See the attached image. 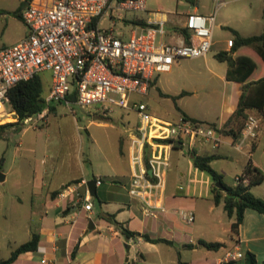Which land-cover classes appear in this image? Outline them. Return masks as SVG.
Masks as SVG:
<instances>
[{
	"label": "built area",
	"instance_id": "obj_1",
	"mask_svg": "<svg viewBox=\"0 0 264 264\" xmlns=\"http://www.w3.org/2000/svg\"><path fill=\"white\" fill-rule=\"evenodd\" d=\"M144 2L26 0L19 11L27 27L26 34L0 47V123L33 120L34 126L38 119L44 122L52 102L80 106L102 103L99 108L102 113L111 104L132 107L137 112V122L127 134L130 176L126 192L139 201L145 214L155 216L157 211L164 210L162 194L168 166L165 147L178 140L187 143L190 149L196 138L215 147L222 133L219 125L187 115L178 114L174 119L160 117L149 112L143 102L130 97L145 93L154 75L168 70L174 61L203 56L211 43L214 11L186 12L181 25L185 32H180V38L177 35L175 40L166 41L161 21H146L145 25L125 21L128 17L123 13L143 10ZM231 43V37L227 38L226 44ZM41 70L50 74L44 106L18 119L14 110L7 107V90ZM258 127L259 117L247 113L239 132L240 142L252 140ZM101 180L95 176V185ZM246 181L243 174L233 176V182ZM85 182L79 178L65 183L56 196L88 210L91 195ZM177 215L188 223L193 220L191 209L178 208ZM240 256L238 250L228 253V258Z\"/></svg>",
	"mask_w": 264,
	"mask_h": 264
},
{
	"label": "crops",
	"instance_id": "obj_2",
	"mask_svg": "<svg viewBox=\"0 0 264 264\" xmlns=\"http://www.w3.org/2000/svg\"><path fill=\"white\" fill-rule=\"evenodd\" d=\"M25 2L23 1L22 5ZM188 11L208 13L199 10L195 4ZM186 12L173 18L166 16L163 11L153 10V17L146 19L142 16L138 17L145 21H161L164 29L163 39L173 41L177 35L180 38V32L177 31L176 27L182 25ZM26 32L27 27L25 25L18 37H23ZM230 37L227 36L226 39ZM214 42L211 30L209 49L203 56L193 57L199 58V61L190 67L188 73L199 76L200 82L186 84L180 90L165 89L161 85L159 73H157L148 85L147 89L155 84L162 96L175 95L174 99L177 102L175 104L178 110L173 118L150 111L147 104L144 101L134 99L133 94L130 96L132 100L143 102L149 112L163 118L174 119L178 114L184 113L195 119L222 125L235 107L241 82L225 78L226 63L215 58L214 53L221 49L211 48ZM3 46L6 45L0 47ZM228 48L229 46L225 41L222 49L228 50ZM238 53H246L253 57L251 50L244 45L236 48L232 55ZM259 71L260 65L257 63L247 79L256 77ZM181 90L184 93H180ZM197 91H202L204 94V106L195 114L194 110L181 102L180 99L186 92L196 93ZM50 106L47 117L54 110L53 105L50 104ZM249 112H254L259 117L257 134L252 140L245 139L240 142L239 134L233 138L230 134L222 133L221 140L215 147H210L208 143L196 138L190 148L195 149L200 154H216L209 163L213 169L221 174V180L226 184H233V176L241 173L248 158L264 173V121L262 119L264 104L260 110L251 109ZM136 122L133 125H127V134ZM19 125L17 123L12 126ZM127 134L126 138L119 137L118 151L126 157L128 151ZM179 145H181L180 141L178 145L172 143L169 146L176 147ZM169 146L165 147L168 166L162 194L164 210L157 211L155 216L145 214L139 201L127 194L126 184L130 176L129 164L128 173L121 174L124 178L123 182H101L95 185V194L91 195V208L88 210L79 205L73 206L68 200L59 199L56 193L63 184L69 181L79 178L94 179L99 174L87 177L81 170H76L73 175L65 174L53 179L52 177L46 178L45 175L48 170L45 168L46 166L42 167L39 183L31 189V192L36 195V200L33 202L35 206L31 207V212L36 214L35 219L37 221L34 230L39 233L36 247L20 252L9 264H179L178 260L182 261L183 264H222V261L228 258V253L237 250L242 253V256L234 259L240 263L243 260L245 250L253 252L257 261L264 259V213L250 207L244 208L241 221L237 225V232L234 235L231 234L229 225L233 216L226 214L221 199L218 202L213 201L209 175L197 171L195 166L190 167L187 163L184 168L178 166V153L175 155V161L171 163ZM69 148V145L63 146L64 150L68 151ZM190 149H187V152ZM50 158L51 162L55 163L66 159V157L56 155H51ZM217 160H236L238 166L231 171L226 168L224 163L212 166ZM170 167H175L179 175H183L185 171L191 172L193 178L196 176V181L191 177L193 180L186 187L182 184L170 187L166 177ZM0 170L4 178L5 170L2 168ZM178 185H181L182 188H178ZM181 189L183 190L180 191ZM249 190L264 199V178L249 186ZM92 196L98 202L96 207L92 201ZM50 207L53 215H48L47 208ZM178 208L191 209L193 211L192 221L199 217L197 229L194 228L192 221L189 223L184 221L189 224L188 227L178 226V219L175 216ZM107 213H111L116 222H113ZM200 224L201 226H199ZM119 225L134 231L133 235L124 236ZM143 232L150 237L168 239L169 242L145 240L141 237ZM198 238L216 240L222 244L215 249H207L196 243Z\"/></svg>",
	"mask_w": 264,
	"mask_h": 264
},
{
	"label": "rangeland",
	"instance_id": "obj_3",
	"mask_svg": "<svg viewBox=\"0 0 264 264\" xmlns=\"http://www.w3.org/2000/svg\"><path fill=\"white\" fill-rule=\"evenodd\" d=\"M23 1L0 0V46L20 39L18 36L25 24L13 11L20 8ZM144 3L143 10L125 11L123 14L146 19L153 17V10H160L166 16L175 18L190 10L193 4L199 10L214 11L212 40L215 42L211 48L222 49L226 37H232L231 28L241 34L264 31V0H222L219 3L215 0H145ZM253 56L256 57L255 53ZM198 59L180 58L168 70L159 72L163 88L180 90L186 84L200 82L199 76L188 73ZM39 74L42 93L45 94L50 74L48 70H41ZM132 96L144 101L150 111L162 116L173 118L178 110L176 100L171 96L160 95L155 84L145 93H134ZM203 98L202 91H197L186 92L180 100L197 114L204 106ZM101 104L93 102L80 106L75 103L52 102L54 110L45 117L44 122L38 119L34 126L33 120L19 126H9L0 137V168L5 170V177L0 179V257L7 256L15 245L29 236V230L36 228V214L31 212L36 195L31 189L39 183L42 167L46 166L48 170L46 178L73 175L76 170H81L87 177L99 174L102 183L123 182L121 174L128 173V161L125 155L118 152L119 137L126 138V127L136 122L137 112L133 108L111 104L102 113L99 109ZM64 145L70 146L68 151L63 149ZM187 147V143L169 146L171 163L178 153V166L184 168L187 163L193 167ZM51 155L66 159L51 162ZM219 163H224L230 171L238 166L236 160H217L212 166ZM196 170L206 174L204 170ZM166 177L170 187L176 184L186 187L193 179L196 181V176L193 178L191 172L185 171L183 175H179L175 167L167 170ZM92 201L96 207L98 202L94 196ZM47 212L48 215H53L51 207L47 208ZM175 216L178 226L188 227L189 224L178 218L177 214ZM199 220L198 217L192 221L195 229L198 228Z\"/></svg>",
	"mask_w": 264,
	"mask_h": 264
},
{
	"label": "trees",
	"instance_id": "obj_4",
	"mask_svg": "<svg viewBox=\"0 0 264 264\" xmlns=\"http://www.w3.org/2000/svg\"><path fill=\"white\" fill-rule=\"evenodd\" d=\"M20 8L14 10L13 14L20 17ZM125 21L133 24H146L143 18L134 15L128 16ZM176 28L179 32H185V28L182 26H177ZM231 31L232 43L228 50H218L214 53V56L218 60L225 61L226 69L224 76L226 79L241 82L240 92L236 99L235 107L222 125H220L221 133L230 134L234 138L239 134L246 114L249 113L251 109L260 110L264 104V31L252 34H241L234 28H231ZM243 45L251 50L252 55L255 53L256 57H252L246 53L232 55V52L236 48ZM257 62L260 65L259 74L252 79H247L251 71L257 66ZM182 92L184 91H180V93ZM7 96V107L14 110L18 119H23L40 110L44 106L45 94L42 93V80L39 71L32 73L26 79L19 80L12 84L7 90ZM168 96L175 97V95ZM181 114L185 115L184 113ZM262 119L264 121V114L262 115ZM15 124H17V122L13 121L0 123V137L4 135L7 127ZM211 124L215 123L211 122ZM188 153L193 166L200 170H204L209 175L213 201L218 202L221 199L226 214L233 216L229 225L231 234H236L237 225L241 221L244 208L250 207L264 213V199L253 194L249 190V186L260 182L264 178V173L258 169L249 158L246 160L240 173L247 177V181L245 183L233 182V184H226L221 180V174L213 169L209 163L211 158L215 157L216 154H200L193 148L190 149ZM215 181H219L222 187L214 185ZM107 215L111 217L113 222H116L111 213H107ZM119 227L121 233L126 237L132 236L134 233V231L123 225H119ZM141 237L148 241L164 240L169 242L168 239L150 237L144 232L141 233ZM38 238V231L31 230L28 238L15 245L7 256L0 257V264H9L20 252L34 249ZM196 243L207 249H215L222 244L220 241L206 240L203 238H198ZM178 263L183 264L180 260H178ZM222 264H264V259L257 261L253 252L245 250L241 263L234 258H227L222 261Z\"/></svg>",
	"mask_w": 264,
	"mask_h": 264
},
{
	"label": "water",
	"instance_id": "obj_5",
	"mask_svg": "<svg viewBox=\"0 0 264 264\" xmlns=\"http://www.w3.org/2000/svg\"><path fill=\"white\" fill-rule=\"evenodd\" d=\"M26 3V2H25ZM24 3V4H25ZM23 6V5H22ZM178 143H179V141L178 140H174L173 141V144L174 145H178ZM147 172L149 173V169H147ZM3 178V173L1 172V170H0V179H2ZM85 184H86V187H87V190H88V192H89V194L90 195H94L95 194V183H94V179L93 178H89V179H87L86 180V182H85ZM214 185H216V186H218V187H222V184L219 182V181H215L214 182ZM91 220L89 219V222H90ZM90 226V225H89Z\"/></svg>",
	"mask_w": 264,
	"mask_h": 264
}]
</instances>
